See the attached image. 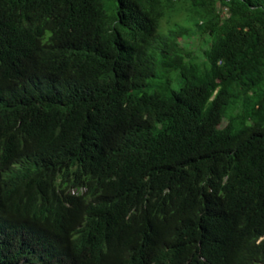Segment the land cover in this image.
<instances>
[{
    "label": "trees",
    "instance_id": "1",
    "mask_svg": "<svg viewBox=\"0 0 264 264\" xmlns=\"http://www.w3.org/2000/svg\"><path fill=\"white\" fill-rule=\"evenodd\" d=\"M0 61V164L41 162L0 181V264L42 260L26 216L76 186L99 254L151 236L155 264L217 241L199 264H264V0H0Z\"/></svg>",
    "mask_w": 264,
    "mask_h": 264
},
{
    "label": "clouds",
    "instance_id": "2",
    "mask_svg": "<svg viewBox=\"0 0 264 264\" xmlns=\"http://www.w3.org/2000/svg\"><path fill=\"white\" fill-rule=\"evenodd\" d=\"M2 73L3 71L0 69V75ZM15 78H25V75L21 74L20 76H15ZM7 81L8 79L6 81L0 79V91L5 88ZM83 146L81 143L76 146V149ZM1 160L2 158H0V163ZM27 162H30L37 171L38 167L41 166V162L34 153L31 143L29 144V152L15 156L3 165L0 164V181L4 188L9 187V193L14 187L15 172ZM34 182L32 189L29 187L14 200L21 208L24 205H28L31 199L39 193L41 179H36ZM87 190L88 188L86 187H71L61 194L60 199H63L64 205H57V198H51L44 211L33 212L26 216V219L35 226L31 233V239L39 244L42 260L23 262V264H83L86 260H91L92 264H155L153 261L149 262L146 260L151 236L138 238L134 241L130 238L123 246L120 255L99 254L96 251L98 245L93 240V237L96 235L97 227L103 225L107 216L100 197L95 198L94 196L86 195ZM36 191H38L37 194H32ZM67 193L71 196H84L87 206L84 208L74 206ZM65 243L72 244L75 247V252L69 253L58 250ZM219 243L220 241L203 245L200 250L195 251L191 256L185 258L182 256L175 260L179 264H199L203 260L225 257L224 254L228 253H224L219 247ZM170 260H174V258L168 253L167 261Z\"/></svg>",
    "mask_w": 264,
    "mask_h": 264
},
{
    "label": "rangeland",
    "instance_id": "3",
    "mask_svg": "<svg viewBox=\"0 0 264 264\" xmlns=\"http://www.w3.org/2000/svg\"><path fill=\"white\" fill-rule=\"evenodd\" d=\"M191 41H193V44H192V47L193 48H197L198 46H200L202 44V39L200 38V40H195V39H192Z\"/></svg>",
    "mask_w": 264,
    "mask_h": 264
}]
</instances>
